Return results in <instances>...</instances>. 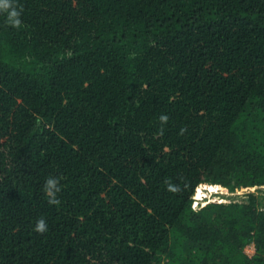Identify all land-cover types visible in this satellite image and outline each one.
Masks as SVG:
<instances>
[{"label": "trees", "instance_id": "1", "mask_svg": "<svg viewBox=\"0 0 264 264\" xmlns=\"http://www.w3.org/2000/svg\"><path fill=\"white\" fill-rule=\"evenodd\" d=\"M14 3L0 264H264V0ZM205 182L255 190L194 205Z\"/></svg>", "mask_w": 264, "mask_h": 264}, {"label": "clouds", "instance_id": "2", "mask_svg": "<svg viewBox=\"0 0 264 264\" xmlns=\"http://www.w3.org/2000/svg\"><path fill=\"white\" fill-rule=\"evenodd\" d=\"M0 12L7 14V23L13 27H20L22 21L20 19V15L22 12V8L18 9L14 0H0ZM161 124H165L168 121V116L166 114H161L159 117ZM183 132V129L181 130ZM167 190L170 192H177L179 191V187L174 185L170 181H165ZM43 190L45 195L49 198L48 202L50 204L58 205L60 200L57 198V194L61 191L60 188V178L55 176H49L43 186ZM195 202V201H194ZM47 222L46 220L41 217L36 221L35 224V231L38 233L43 234L47 231Z\"/></svg>", "mask_w": 264, "mask_h": 264}, {"label": "rangeland", "instance_id": "3", "mask_svg": "<svg viewBox=\"0 0 264 264\" xmlns=\"http://www.w3.org/2000/svg\"><path fill=\"white\" fill-rule=\"evenodd\" d=\"M249 190H255V186L242 187L236 191H228L227 189H222L215 183H201L196 187V190L193 194L194 205L200 206L209 199L216 201H227L231 197H236L241 193H244ZM245 251L248 254H252L254 251V246L252 243H249L245 246Z\"/></svg>", "mask_w": 264, "mask_h": 264}]
</instances>
